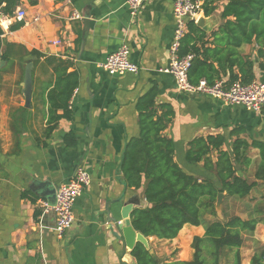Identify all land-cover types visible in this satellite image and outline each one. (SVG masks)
<instances>
[{"label": "crops", "instance_id": "1", "mask_svg": "<svg viewBox=\"0 0 264 264\" xmlns=\"http://www.w3.org/2000/svg\"><path fill=\"white\" fill-rule=\"evenodd\" d=\"M224 4L218 2L210 16L201 9L194 18L197 23L204 17L202 29L209 41L224 22ZM173 8L174 0H146L133 19L126 0H20L12 16L0 11V264H138L119 224L130 204L133 210L147 202L143 189L125 185L121 163L127 142L140 135L137 103L151 91L156 93L158 115L164 107L173 111L163 134L175 143L176 161L199 178L212 173L203 169V162L186 160L192 140L221 135L222 149L230 152L237 138L264 142V109L256 112L182 91L174 76L163 71L171 62ZM20 9L27 11L29 21L37 14L41 19L26 24L15 17ZM74 10L83 19L70 20ZM9 44L15 47L5 60ZM122 45L129 46L130 60L140 66L138 74H112L101 66ZM33 50L70 62L69 72L79 77L69 114L49 136L44 90L53 70L43 58L33 68L32 106H25L24 72L33 61L27 52ZM238 51L252 57L255 80L264 83V57H258L256 44H243ZM221 75L228 80L229 74ZM248 154L254 172L259 150L252 148ZM212 157L215 160L217 153ZM79 166L90 173L91 183L78 196L74 223L60 238L55 217L44 212L41 200L53 201L57 188L71 180ZM255 189L263 198L264 182L259 180ZM204 233L202 225L186 224L172 240L145 237L154 255L166 254L165 262L190 261L193 238ZM251 257L242 263L251 264Z\"/></svg>", "mask_w": 264, "mask_h": 264}, {"label": "trees", "instance_id": "2", "mask_svg": "<svg viewBox=\"0 0 264 264\" xmlns=\"http://www.w3.org/2000/svg\"><path fill=\"white\" fill-rule=\"evenodd\" d=\"M20 0H0V11L13 15ZM206 16L213 14L218 2L225 1L221 17L224 22L207 39L204 31L194 19L188 21V32L182 40L180 55L194 54L189 78L192 84L207 80L214 84L223 80L221 74H229L227 85L235 82L250 83L255 80V62L250 55L241 56L238 48L243 44H256L257 55L264 57V0H200ZM5 3V5H3ZM2 30L0 28V34ZM214 44L212 48L210 45ZM2 55L9 59L15 44H9ZM36 65L42 58L53 70V80L44 90V104H48L49 136L57 122L69 114V103L79 85L76 72H69L70 62L56 56H46L36 50L27 52ZM218 64V68L215 66ZM235 68H237L235 70ZM264 70V62L260 63ZM156 93L151 91L137 103L140 135L130 139L125 148L121 171L125 185L134 190L143 189L147 202L136 206L131 212L134 229L146 237L161 240L176 238L186 224L202 225L203 236L193 238V259L190 261L161 262L141 242H137L132 255L138 264H222L223 251L235 249L233 264H242L240 249L245 243V232L253 233L260 222L254 213L249 218L239 215L219 218L216 202L219 193L225 197L244 199L251 196L258 181L264 182V142H248L237 138L232 151L222 149L223 136L198 137L192 140L186 152V160L192 164L203 162V169L212 173L210 177L186 172L175 159V143L163 132L173 118L171 108L164 107L158 115L155 104ZM62 110L63 113L58 112ZM259 150V161L249 179L248 171L252 158L249 151ZM216 152L214 160L212 154ZM205 214L215 216L208 220ZM251 264H264V245L261 244L251 257Z\"/></svg>", "mask_w": 264, "mask_h": 264}, {"label": "built area", "instance_id": "3", "mask_svg": "<svg viewBox=\"0 0 264 264\" xmlns=\"http://www.w3.org/2000/svg\"><path fill=\"white\" fill-rule=\"evenodd\" d=\"M130 14L137 19L143 9L146 0H126ZM201 10L199 0H174L173 14L176 20L174 37L170 46L171 62L163 71L172 74L177 87L186 92L210 95L221 99L227 104H239L256 112L264 109V83L254 80L250 83L235 82L227 85L224 80H217L214 84H208L207 80H200L199 84H192L189 72L194 58L193 53L180 55L182 40L188 32V21L197 17ZM15 17L20 21L38 22L40 15H34L28 20V13L24 9L17 10ZM70 20L83 19V15L74 10L69 16ZM55 44L60 41L56 40ZM101 66L112 74L132 73L138 74L140 66L130 60V48L122 45L114 53L108 56ZM91 183L90 173L82 166L76 169L71 180L61 184L56 191L55 202L41 200L44 212L55 217V231L58 237H63L74 223V205L83 189Z\"/></svg>", "mask_w": 264, "mask_h": 264}, {"label": "rangeland", "instance_id": "4", "mask_svg": "<svg viewBox=\"0 0 264 264\" xmlns=\"http://www.w3.org/2000/svg\"><path fill=\"white\" fill-rule=\"evenodd\" d=\"M247 175L249 179L252 180L253 169L249 170ZM259 196L260 195H258V189H255L251 196L247 198L236 199L232 197H226L223 200L222 213L225 212L228 216L239 215L242 218H249L251 214L254 213V216L260 219V222L257 224L256 230L253 233L245 232V243L244 246L240 249L242 254V261H244V259L248 258L250 255H253L261 244L264 245V197L260 199ZM205 217L208 220L216 219L215 216H212L210 214H205ZM218 217L220 218L219 215ZM166 246L162 247L163 250H165L164 248ZM235 251V249H225L223 251L222 264H233ZM155 256L158 257L162 262H165L166 258H168L166 257V254H163L162 252H160L159 255L155 254Z\"/></svg>", "mask_w": 264, "mask_h": 264}, {"label": "water", "instance_id": "5", "mask_svg": "<svg viewBox=\"0 0 264 264\" xmlns=\"http://www.w3.org/2000/svg\"><path fill=\"white\" fill-rule=\"evenodd\" d=\"M204 22V17H201L197 20V24L202 28ZM0 64H1V60H0ZM33 68H34V62L30 61L26 64L25 67V72H24V86H23V93L25 96V106L27 108H31L32 106V95H33ZM56 194L54 193V196ZM225 197V193H219L218 197H217V202H216V209L218 212V215L220 216V218H223V210H222V205H223V200ZM50 203H54L55 202V198L53 201H50ZM137 203V202H136ZM132 204H130L127 207V212L124 214V217L126 218L124 220L123 224H119V228L122 231V235L125 238L126 244L130 249H133L136 245L137 242H141L146 248L149 249V244L148 241L146 239V237L140 233L137 232L134 227L132 226L131 220L129 218V212L132 211ZM114 221V219H113ZM150 252L153 254V251L151 249H149Z\"/></svg>", "mask_w": 264, "mask_h": 264}]
</instances>
